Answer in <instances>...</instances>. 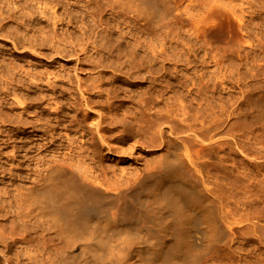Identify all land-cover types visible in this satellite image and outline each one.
Wrapping results in <instances>:
<instances>
[{
  "label": "rangeland",
  "instance_id": "1",
  "mask_svg": "<svg viewBox=\"0 0 264 264\" xmlns=\"http://www.w3.org/2000/svg\"><path fill=\"white\" fill-rule=\"evenodd\" d=\"M23 1L0 0V199L24 184L18 174L57 159L115 190L121 175L160 170L177 143L186 152L183 169L199 183L224 157L232 166L234 153L245 156L243 137L247 149L254 146L249 158L264 164V121L240 120L264 105V0H170L173 12L152 20L124 0H62L85 14L63 22L54 20L55 2ZM107 21L114 41L97 30L77 38L95 23L105 31ZM255 221L264 239V220ZM235 235L242 239L238 229ZM228 262L220 244L202 264Z\"/></svg>",
  "mask_w": 264,
  "mask_h": 264
},
{
  "label": "bare ground",
  "instance_id": "2",
  "mask_svg": "<svg viewBox=\"0 0 264 264\" xmlns=\"http://www.w3.org/2000/svg\"><path fill=\"white\" fill-rule=\"evenodd\" d=\"M50 1L60 6L55 10L58 15L54 20L63 22L64 15L72 20L85 18L84 12L74 11L70 3ZM124 1L139 8L151 20L168 17L174 10L170 0ZM99 26L92 24L77 38L91 37L97 30L108 42L116 39L117 32L108 21L105 31H98ZM17 82L21 81L17 79ZM33 94L35 97L36 93ZM251 109L248 117L244 113L242 122L253 126L259 120L264 121V105ZM25 119L37 124L36 120ZM98 126H93L97 133ZM237 143L245 147V156L234 153L232 166L224 164L229 161V157H224L222 165L215 167L213 178L203 177L202 183L183 169L186 152L177 143L165 152V164L160 170L141 169L121 175L115 180V190L103 186L95 176L76 172L63 160H50L55 155L46 156L50 160L46 163L45 157L37 158L43 160L44 167L39 166L38 173H30L33 170L29 168L30 172L18 174L25 185L17 184L20 186L17 188L15 184L14 195L6 188L11 200L10 196H1L4 199H0V264H202L207 254L220 244L227 252L228 264H264L259 260L264 256V239L259 221H255L264 220V214H256L264 210V164L249 158L254 146L247 149L249 142L244 137ZM31 158L28 159L32 161ZM19 164L20 168L23 163ZM15 179L17 182L18 178ZM112 208L117 209L113 216ZM236 229L242 234L239 241H236ZM236 242L240 243V252L236 250Z\"/></svg>",
  "mask_w": 264,
  "mask_h": 264
}]
</instances>
